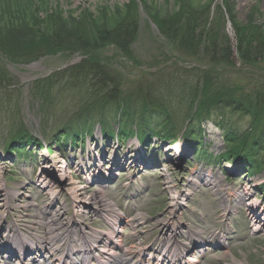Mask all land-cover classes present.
I'll return each mask as SVG.
<instances>
[{"label": "rangeland", "instance_id": "obj_1", "mask_svg": "<svg viewBox=\"0 0 264 264\" xmlns=\"http://www.w3.org/2000/svg\"><path fill=\"white\" fill-rule=\"evenodd\" d=\"M128 13L136 26L125 54L98 38ZM164 22L177 30L194 25L196 40L189 39L188 50L161 34L157 26ZM237 29L247 33L245 43L252 30L260 29L264 38V0H0V41L7 36L15 40L13 47L23 43L31 48L24 58L0 50V222L8 221L26 238H42L39 246L46 248V233L58 221L69 228H87L84 233L101 229L108 234L104 221L98 219L104 228L97 227L89 210L77 206L81 213H74L76 199L70 194L75 186L81 188V198L98 192L89 185L95 172L85 158L97 155L101 160L105 154L108 159L101 160L99 176L111 178L103 196L123 220V246L129 247L132 235L143 247L160 246L175 228L177 242L188 246V234L219 243L220 237L227 238L222 249L206 247L204 253H193L190 264H264V231L252 227L250 215L254 207L255 215L264 218V114L258 123L217 107L229 97L264 93V59L241 63ZM65 30L81 36L87 46L50 49L46 33ZM223 38L231 47L227 64L218 60L221 56L212 61L208 47L215 43L222 52ZM84 62L100 65L106 77L101 80L111 86L100 88L96 82L88 89L98 87L100 94L89 96L78 87L83 71L70 78L60 75ZM71 78L76 81L71 83ZM204 81L207 93L220 92L222 100H215L208 117L200 119V106L212 102L201 97L191 104L189 96L197 85L201 92ZM155 105L166 111L159 112ZM82 127L91 128V134L80 133L73 143L70 137ZM120 128L133 135L121 134ZM245 133L254 149L251 156H245L237 142ZM135 137H140L141 146ZM81 139L90 140L89 147L76 149L73 144L79 146ZM21 140H33L41 149L31 151V160L6 159V150L16 155L13 146ZM177 147L178 159L171 150ZM114 156L126 159L120 169L110 165ZM63 166L73 184L58 172ZM45 174L53 180L46 189L38 183ZM57 230L59 242L62 232ZM134 256L129 255L131 261Z\"/></svg>", "mask_w": 264, "mask_h": 264}, {"label": "trees", "instance_id": "obj_2", "mask_svg": "<svg viewBox=\"0 0 264 264\" xmlns=\"http://www.w3.org/2000/svg\"><path fill=\"white\" fill-rule=\"evenodd\" d=\"M24 14H26V10H25ZM130 14L131 13H128V16H126V19L124 21H122L120 24H118L115 28L103 32L102 33L103 38H98V39L99 40L102 39V41H104L105 43L114 44L115 46L119 47L125 54H129V50H128L129 40H130V37L133 36L134 28L136 26L135 18H131ZM199 14H201V13H199ZM204 15L205 14H203L202 16H204ZM162 25H164V26H161L159 23V25L157 26L159 31L161 32V34L165 35L167 40H169L171 43L178 46L179 49H181V50H184V51L188 50L187 46L189 45L188 41L190 38H192V40H194V41L196 40V37L193 36V34H194L193 33L194 32L193 26L194 25L193 26H187L189 29L188 28H186V29L182 28L181 30L180 29L177 30L178 28H174L172 23H169V22H164ZM66 30L64 32L59 33V34L53 33V31H48L46 33V34H48L47 36L49 39L47 41L48 42L47 44L50 47V49L70 48L71 50L72 49L74 50L77 48L82 49V48H85L87 46V44L85 43L84 39L81 36L77 37L74 33H71L69 30L68 31H66ZM183 30H186L187 33L184 34ZM238 32L241 36H239V44L240 45L237 48V53H238V57H239L241 63L248 65V64H251L252 62H257L259 59H264V38L262 35L263 33L262 34L260 33V29L252 30V33L250 35V41H249V38L247 39L248 44L244 42V38H246L245 34H247V33L242 32V30L237 29L235 31V33L237 34ZM209 33H210L209 35H211V32H209ZM248 34H250V33H248ZM212 36H214L213 33H212ZM55 37H57V38H55ZM223 39H224V43H223L222 52L220 51V48L215 43H212V45H210L208 47L211 49V50H209V53L212 56V58H211L212 61H215L216 60L215 58H217V56L218 57L221 56L223 59L220 58L218 60L227 64L231 60V47L229 46L226 38H223ZM14 41L7 36L4 38V40L1 39L0 50L3 53L6 52L5 53L6 56H8V54H10L11 56H13V55L17 56L18 58H21L22 56H23V58L26 57V54L31 49L30 45H28V44L23 45V43H20V45L15 44L18 47H13ZM251 41H252V44H250ZM2 43H4V44H2ZM49 47H47V48H49ZM9 48H11V49L14 48V49H19V50L18 51L14 50V52H10L11 50ZM33 60H35V57L28 59L27 62H30ZM23 62L27 63L26 60ZM100 67L101 66L95 62L94 63L93 62H84L83 64H80L78 66L71 67L68 70H65L64 72L60 73V75L65 74L66 75L65 78H67L68 76L71 77L72 73L74 74L73 76H75V75H77V72L83 71L85 75L82 78L83 81L81 79H78L81 81L79 83L80 86H78V87L79 88L84 87V89H82L81 91L88 92L87 94L89 96H91V95L96 96V95L100 94L99 91H100V88H102V86H104V88L105 87L108 88L109 85L111 86L110 82L106 83V82H104V80H101V79H106V77H103V75H102L103 70ZM70 77H68V78H70ZM76 77H78V76H76ZM76 77H75V79H76ZM69 81L71 83H74L76 80H74V79L72 80V78H71V79H69ZM94 83H96V84L100 83V86H98L100 88L94 87L93 90L88 89L90 85L94 86ZM208 88H209V84L204 81V83L202 85V89H201L202 94L200 92V89L198 88V85L194 89H190L191 90L190 94L192 93L189 96V98H191L190 99L191 104H193L197 100H200L201 97H202L201 101H207V99H208L210 102H212V104H210V105L200 106L199 109H203V111H197L196 112V116L200 117V119L208 117V115L210 113L209 111L211 109L215 108L214 104H213L215 100L219 101V102L222 100V99H218V98H220L219 97L220 92L216 91L213 94H211L210 92L207 93ZM199 94H201L202 96H200ZM157 97H154V98L159 99V100H163L162 98H160V97L157 98ZM155 101L158 102L157 100H155ZM145 102H148V101L146 100ZM221 102L222 103H220V105H217V107L223 106L225 109L231 110L232 112H239V113L245 114L248 117L250 116L254 119L253 122L259 123V118H261L260 115L262 116L264 114V93L263 92H261V93L256 92V94H254L253 97L245 96L244 99H243V97L241 99L240 98L232 99L229 97L228 99L222 100ZM154 107H156V110H158L161 113L166 111L165 110L166 108L162 107L161 105H158V106L155 105ZM218 109H223V108L219 107ZM204 115H206V116H204ZM195 119H197V118H195ZM90 129L91 128H89V127L80 128L79 133L72 134V136L70 137L72 139H70V140H72L73 143L78 142L77 141L78 135H80V133L82 135L83 134L90 135L92 132ZM119 132H121V134L127 133V135H133V131H130L128 133L126 130H124L122 128H120ZM231 134L233 137H235L237 135V133H235V132H231ZM74 136H75V138L73 139ZM237 137H238L237 142H238L240 148H242V150H246L244 153L245 156H247L246 154H249L251 156L254 149H252L251 145L247 144L248 139L250 138V134L245 133V134L237 136ZM121 139H124V138H121ZM81 140H82L81 142H83V139H81ZM32 141L33 140L18 141L13 146L14 147L13 149H15V150H17V152H19L26 145H37V144H35V142H32ZM9 149L10 148H8L7 150L9 151ZM253 165H254V163H253Z\"/></svg>", "mask_w": 264, "mask_h": 264}, {"label": "bare ground", "instance_id": "obj_3", "mask_svg": "<svg viewBox=\"0 0 264 264\" xmlns=\"http://www.w3.org/2000/svg\"><path fill=\"white\" fill-rule=\"evenodd\" d=\"M173 152H174V156H175V158L176 159H178V158H180V155H181V150L177 147V148H175L174 150L173 149H171ZM92 155V154H91ZM101 157H103V159H101V160H103V161H105V160H107L108 158H107V155H105V154H101ZM99 156H94L93 157V159H95V160H99ZM107 158V159H106ZM101 160H99V162H101ZM93 163V165H92V167L94 166V165H96L97 163H95V161H93L92 162ZM110 163H111V166L113 167V168H121L120 166H121V164H122V162L121 163H116V162H113V159H111V161H110ZM101 165H103V163H99L97 166H95L91 171L92 172H95V173H93L92 175H91V178H93V180H95V179H97L98 178V174H100V173H102V172H100L101 171V168H100V166ZM64 167H61L60 169H58V172H60V174L61 175H64V177H66V179L67 178H69V179H67V182H69V183H71V184H73L74 182H73V180L70 178V177H68V175L66 174H64L63 172H64V169H63ZM110 168V167H109ZM110 170H111V168H110ZM50 174V173H49ZM47 175V176H46ZM60 175V176H61ZM51 177L52 176H48V174H45L44 176L42 175V176H40V180L38 181V183H40L41 185H43L42 187H44L45 189L47 188V187H49V185H50V183L51 182H53V180L51 181ZM60 179H63V177L61 176L60 177ZM65 179V178H64ZM210 180H212L211 178H210ZM59 181V180H58ZM81 188H79L78 186H75L74 188H71L70 189V194L71 195H73L74 196V198L76 199V203L74 204V207H75V209H74V213H76V214H78V213H81V209H84L83 208V205H85V203H89L91 206L93 205V204H96V205H102V210L101 209H99L100 210V214H102V215H108V216H115V215H117L116 213H115V208H114V205L112 204V203H110L108 200H106L105 199V197L104 196H102L101 194H99L98 192H94L91 196H90V198L89 199H85V198H81ZM49 192V191H48ZM5 195H7V192H5ZM3 196H4V194H3ZM14 197V196H13ZM6 200V199H5ZM241 200H242V202L244 201V199H243V197L241 198L240 197V202H241ZM5 206V205H4ZM77 206H81V209H79V207L77 208ZM98 208H101V206L100 207H98ZM111 213V214H110ZM250 215H252V217H251V221H252V223H253V225H252V227L255 229V230H257V231H264V218H262V217H257L256 215H255V213H254V207L251 209V211H250ZM2 218V217H1ZM143 219V217L142 216H140V220H142ZM117 221V220H116ZM62 227V223H60L57 227H53L55 230H57V228H61ZM52 227L49 229V230H51V231H53L54 229H53ZM58 231V230H57ZM176 232H178V229H177V231H176V229L175 228H173L172 229V236L171 237H174V240H176V237H177V233ZM73 237V236H72ZM104 243V242H103ZM108 245H112V243H108V244H106V243H104V247H107ZM116 248H117V246H115ZM137 247H133L132 249H136ZM138 249V248H137ZM136 249V250H137ZM104 253V252H103ZM113 254V253H112ZM121 255H123L124 257L125 256H128V254H129V252L127 251V250H122L121 251V253H120ZM104 256H107L106 255V253H104L103 254ZM108 260L106 261V264H118L117 263V261H116V258H115V255L113 254V255H111V254H109L108 255ZM125 259V258H124ZM124 260H122V261H120V262H123ZM127 261V260H126ZM234 262H235V260H233Z\"/></svg>", "mask_w": 264, "mask_h": 264}]
</instances>
